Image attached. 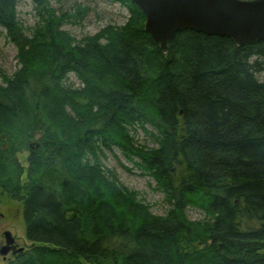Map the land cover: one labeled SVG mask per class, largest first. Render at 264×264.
Instances as JSON below:
<instances>
[{
    "label": "trees",
    "instance_id": "trees-1",
    "mask_svg": "<svg viewBox=\"0 0 264 264\" xmlns=\"http://www.w3.org/2000/svg\"><path fill=\"white\" fill-rule=\"evenodd\" d=\"M114 1L128 24L77 42L62 27L89 9L60 15L32 0L29 37L20 0H0L22 65L0 84V202H23L31 244L18 264H264V41L185 31L164 54L142 11ZM70 75L83 88H68ZM139 127L158 149L138 147ZM36 132L23 182L17 155ZM116 150L155 181L166 216L107 177L102 160Z\"/></svg>",
    "mask_w": 264,
    "mask_h": 264
},
{
    "label": "rangeland",
    "instance_id": "rangeland-1",
    "mask_svg": "<svg viewBox=\"0 0 264 264\" xmlns=\"http://www.w3.org/2000/svg\"><path fill=\"white\" fill-rule=\"evenodd\" d=\"M51 5L60 15L75 13L78 7L89 9L88 14L80 23L73 20L62 27V32L67 34L70 40H76L77 42L94 38L108 28L121 29L128 24L131 18L129 8L114 0H51ZM34 8L32 0H20L18 5V19L29 37H31L30 31L39 23V17ZM21 68L18 48L10 42L5 29L0 27V84H4V77L13 78ZM67 87L77 90L83 88V84L75 75H70ZM147 130L149 133H155L150 127H147ZM131 133L138 147L159 148L155 140L140 127ZM39 134L41 132L34 133V137L29 143V150L17 155V159L25 169L23 182L27 181L28 161L34 153L30 151L39 150L42 138L41 134V138L36 140V136ZM7 149L8 146L5 145L4 150ZM102 163L108 172L107 177H110L109 174L115 176L114 178L118 182L117 185L124 191L138 193L139 200L151 207L153 215L164 217L168 214L170 206L166 201L165 195L158 191L155 181L150 176L143 175L141 171L135 168L133 163L125 158L123 153L117 150L106 152ZM2 174H0V177L8 175L6 171H3ZM187 214L192 222L206 220L205 215L196 209L189 208ZM8 230L21 238L22 246L31 245L25 235L23 202L11 199H4L0 202V236L2 232Z\"/></svg>",
    "mask_w": 264,
    "mask_h": 264
},
{
    "label": "water",
    "instance_id": "water-1",
    "mask_svg": "<svg viewBox=\"0 0 264 264\" xmlns=\"http://www.w3.org/2000/svg\"><path fill=\"white\" fill-rule=\"evenodd\" d=\"M129 1L146 16L145 31L164 54L177 34L185 31L229 38L240 48L264 41V0ZM40 138L41 134L36 136V140ZM10 236L5 233L7 239ZM9 252L8 245L2 255Z\"/></svg>",
    "mask_w": 264,
    "mask_h": 264
},
{
    "label": "flooded vegetation",
    "instance_id": "flooded-vegetation-1",
    "mask_svg": "<svg viewBox=\"0 0 264 264\" xmlns=\"http://www.w3.org/2000/svg\"><path fill=\"white\" fill-rule=\"evenodd\" d=\"M10 232L11 236L7 239L5 233ZM12 244H8V241ZM21 238L12 231H4L0 236V264H18L19 259L29 251L30 246H22ZM9 245V253L6 256L2 255L3 248Z\"/></svg>",
    "mask_w": 264,
    "mask_h": 264
},
{
    "label": "bare ground",
    "instance_id": "bare-ground-1",
    "mask_svg": "<svg viewBox=\"0 0 264 264\" xmlns=\"http://www.w3.org/2000/svg\"><path fill=\"white\" fill-rule=\"evenodd\" d=\"M22 66V65H21ZM132 136V135H131ZM23 264V263H22Z\"/></svg>",
    "mask_w": 264,
    "mask_h": 264
}]
</instances>
